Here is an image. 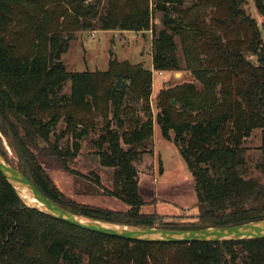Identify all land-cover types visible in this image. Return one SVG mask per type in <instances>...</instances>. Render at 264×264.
<instances>
[{
  "label": "trees",
  "instance_id": "16d2710c",
  "mask_svg": "<svg viewBox=\"0 0 264 264\" xmlns=\"http://www.w3.org/2000/svg\"><path fill=\"white\" fill-rule=\"evenodd\" d=\"M98 2L0 0V134L17 170L59 207L101 222L198 230L263 220L264 41L245 0H106L100 10ZM253 3L264 33V0ZM153 10L163 24L152 41L154 69H181L177 37L183 69L200 85L162 90L156 102L160 134L194 180L196 222L188 225L140 210L135 164L150 153L151 71L111 60L105 72L68 73L54 59L63 35L77 30L152 32ZM118 76L127 88H115ZM67 82L70 93L61 95ZM256 129L261 155L252 162L244 142ZM87 139L113 170L105 194L125 211L71 202L49 179V168L73 172ZM0 154L7 158L2 145ZM0 264H264V239L147 243L86 231L26 207L0 174Z\"/></svg>",
  "mask_w": 264,
  "mask_h": 264
},
{
  "label": "rangeland",
  "instance_id": "374dc122",
  "mask_svg": "<svg viewBox=\"0 0 264 264\" xmlns=\"http://www.w3.org/2000/svg\"><path fill=\"white\" fill-rule=\"evenodd\" d=\"M99 10L106 0H99ZM192 3L186 1L184 7ZM244 10L256 21L264 41L261 18L254 8L253 0H245ZM152 32H135L121 30H77L64 34L67 44L61 47L60 62L68 73L72 72H105L111 60L128 62L131 65H141L150 70L152 82L150 87L149 106L153 119V134L148 142L150 153L142 156L135 166L137 170L139 194L144 204L142 213H155L161 217V222L188 225L196 222L197 209L194 192V180L172 143L164 139L155 122L157 113L156 102L158 94L165 89L182 83L192 82L198 88L200 85L194 80L189 71L183 69V59L180 43L177 37L176 55L180 58V70L170 69L156 71L152 63V41L155 34L163 29L162 14L152 11ZM58 49V48H57ZM55 50V53L57 51ZM252 61L255 58H251ZM70 83L63 85L60 94L69 95ZM141 102L134 104L140 106ZM101 123L97 119L96 131L90 135L95 140L99 135ZM172 136V133H171ZM0 145L6 151V160L16 168L17 159L0 134ZM244 146L252 162H256L261 155L260 130L251 132ZM9 150V151H8ZM97 148L89 139L82 142L78 156L69 164L67 172L58 168L46 169L51 182L61 192L63 197L71 202L94 208L125 211L126 206L120 201L105 194L111 189V168L102 167L95 155ZM256 175V173H255ZM99 179V186L95 184V177Z\"/></svg>",
  "mask_w": 264,
  "mask_h": 264
},
{
  "label": "water",
  "instance_id": "95a60500",
  "mask_svg": "<svg viewBox=\"0 0 264 264\" xmlns=\"http://www.w3.org/2000/svg\"><path fill=\"white\" fill-rule=\"evenodd\" d=\"M59 47L54 59L60 61ZM128 83L121 77H117L116 89L128 87ZM175 104V102H173ZM0 174L14 189L19 199L26 207L37 209L57 220L68 223L82 230L91 231L107 236L117 237L129 241L147 243H193V242H224L251 239H264V219L242 225L228 227H211L198 230H167L159 228L133 227L112 224L89 219L73 214L52 202L44 196L33 184L21 174L17 168L0 154ZM24 193L36 201V205L29 204L24 198Z\"/></svg>",
  "mask_w": 264,
  "mask_h": 264
},
{
  "label": "bare ground",
  "instance_id": "6f19581e",
  "mask_svg": "<svg viewBox=\"0 0 264 264\" xmlns=\"http://www.w3.org/2000/svg\"><path fill=\"white\" fill-rule=\"evenodd\" d=\"M23 196L29 202V204H32V205H36L37 204L36 201L33 198H31L29 195H27L26 193H24Z\"/></svg>",
  "mask_w": 264,
  "mask_h": 264
},
{
  "label": "crops",
  "instance_id": "0c3cea01",
  "mask_svg": "<svg viewBox=\"0 0 264 264\" xmlns=\"http://www.w3.org/2000/svg\"><path fill=\"white\" fill-rule=\"evenodd\" d=\"M170 142V141H169ZM171 143V142H170Z\"/></svg>",
  "mask_w": 264,
  "mask_h": 264
}]
</instances>
